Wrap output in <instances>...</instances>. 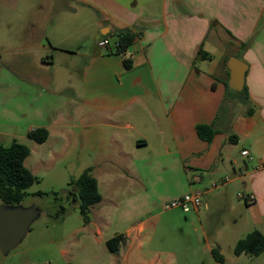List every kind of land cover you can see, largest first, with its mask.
Instances as JSON below:
<instances>
[{
  "label": "crops",
  "instance_id": "obj_1",
  "mask_svg": "<svg viewBox=\"0 0 264 264\" xmlns=\"http://www.w3.org/2000/svg\"><path fill=\"white\" fill-rule=\"evenodd\" d=\"M55 13L6 34L0 52V145L29 146L32 195L79 207L69 181L91 168L102 199L84 223L107 244L144 230L156 187L168 201L209 173L215 187L239 182L264 233V0H66ZM126 29L129 69L108 37ZM231 56L248 64L239 91L229 87ZM202 123L216 129L211 141L198 135ZM38 127L49 131L42 143L28 136ZM6 211L20 210L0 199ZM106 215L119 224L108 237L97 221ZM31 232L0 246V264L43 263L34 249L58 241L22 243Z\"/></svg>",
  "mask_w": 264,
  "mask_h": 264
},
{
  "label": "rangeland",
  "instance_id": "obj_2",
  "mask_svg": "<svg viewBox=\"0 0 264 264\" xmlns=\"http://www.w3.org/2000/svg\"><path fill=\"white\" fill-rule=\"evenodd\" d=\"M65 2L16 0L14 6L0 7V52L5 53L6 34L20 33L30 22L50 20ZM108 37L114 45L117 36L108 34ZM213 178L205 173L200 182H190L194 188L192 192H202L199 212L194 207L188 212L180 207L163 211L162 205L167 201H161L156 187L154 208L149 216L140 219L144 222V230L140 233L132 231L121 241L117 251H111L104 241H97L95 226L91 232L88 230L74 202L55 199L54 195H32L36 184L28 189L30 193L22 202L13 206L21 212L31 213V236L22 243L27 240L42 243L50 237L57 239V243H43L34 249V256L44 260L42 264H264V251L257 256L234 252L236 242L260 226L254 211L248 210L243 200L239 202L236 194L239 182L215 187ZM102 190L106 195L104 185ZM62 206L65 210L61 209ZM97 221L105 237L114 234L119 225L113 215H106L104 222ZM214 248L222 253L224 263L215 259Z\"/></svg>",
  "mask_w": 264,
  "mask_h": 264
},
{
  "label": "trees",
  "instance_id": "obj_3",
  "mask_svg": "<svg viewBox=\"0 0 264 264\" xmlns=\"http://www.w3.org/2000/svg\"><path fill=\"white\" fill-rule=\"evenodd\" d=\"M116 52L124 55L128 46L134 39V33L131 30H123L117 33ZM125 68L132 67V60L128 57L123 58ZM198 135L206 140L211 141L216 134V129L211 124H198L196 126ZM28 136L38 143L44 142L49 131L46 128H34L28 132ZM233 138V137H232ZM30 154L28 145L14 140L10 145H0V199L9 204L15 205L29 194L28 189L39 182L36 176L26 165L25 159ZM68 194L72 199L79 202V209L83 216L84 222L90 219V211L93 205L100 202L102 194L98 186L97 178L92 174L91 168H86L78 177H72L69 181ZM36 194L42 195L41 191ZM65 210V207H61ZM125 239L123 234H119L107 241L111 251H117L121 241ZM213 255L218 262L224 263L225 258L222 253L214 248ZM264 251V233L259 229L248 232L243 238H240L235 246L234 252L237 255L242 253L257 256ZM66 264H76L68 262Z\"/></svg>",
  "mask_w": 264,
  "mask_h": 264
},
{
  "label": "water",
  "instance_id": "obj_4",
  "mask_svg": "<svg viewBox=\"0 0 264 264\" xmlns=\"http://www.w3.org/2000/svg\"><path fill=\"white\" fill-rule=\"evenodd\" d=\"M228 66L230 68L229 87L235 91L242 90L248 64L239 57L231 56ZM30 217V212L6 211L0 213V246L5 248L19 237L29 224Z\"/></svg>",
  "mask_w": 264,
  "mask_h": 264
},
{
  "label": "built area",
  "instance_id": "obj_5",
  "mask_svg": "<svg viewBox=\"0 0 264 264\" xmlns=\"http://www.w3.org/2000/svg\"><path fill=\"white\" fill-rule=\"evenodd\" d=\"M109 44L108 39H103L100 42V45L102 46H107ZM242 155L245 157L251 159L252 156L250 155V152L246 149L242 151ZM227 180V179H226ZM218 183H214V186H217ZM202 192H191V193H186L181 197L170 199L167 202H165L162 205V210L167 211L170 209H173L175 207H180L184 212H188L191 207L198 208L202 204ZM240 197L244 198L246 202L252 200L253 196L248 195L246 196L245 194L241 193Z\"/></svg>",
  "mask_w": 264,
  "mask_h": 264
}]
</instances>
